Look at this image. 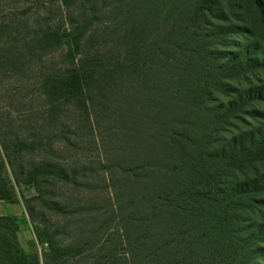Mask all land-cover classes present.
Wrapping results in <instances>:
<instances>
[{
    "label": "trees",
    "instance_id": "1",
    "mask_svg": "<svg viewBox=\"0 0 264 264\" xmlns=\"http://www.w3.org/2000/svg\"><path fill=\"white\" fill-rule=\"evenodd\" d=\"M257 27L264 0H0V204L40 247L0 216V264H260Z\"/></svg>",
    "mask_w": 264,
    "mask_h": 264
},
{
    "label": "rangeland",
    "instance_id": "2",
    "mask_svg": "<svg viewBox=\"0 0 264 264\" xmlns=\"http://www.w3.org/2000/svg\"><path fill=\"white\" fill-rule=\"evenodd\" d=\"M256 34L258 35V37L264 39V34L263 32L261 31V29L259 27H257L256 29ZM36 102H33V107L36 106ZM33 158H27L26 161H32ZM100 188H104L103 185H100ZM21 189V192H22V195L27 199V198H30L32 196H35L36 195V191L34 189H26L24 188L23 186L20 187ZM19 189V190H20ZM16 190V193L18 195V189L15 188ZM106 191V190H105ZM103 190V192H105ZM51 192L52 194H54L55 196H61V195H64V196H67L69 195V192L67 189H65L64 191V188H60L59 186H53L51 188ZM18 200H19V203H18V206H19V215H18V219H20V239H21V243L23 245V247L30 251V252H33V251H36L37 253H39V249L40 247L37 245L36 243V240H35V236L33 234V231H32V228H31V222H30V219H29V215L26 211V208H25V204H24V201L23 199H20L19 196H18ZM38 210V216L37 218L43 222H47L49 221V223L51 222V224H57L59 223V225L62 224V222H60L59 218H56L55 216L49 214L48 212L42 210V209H37ZM21 212V213H20ZM260 264H264V259H261L259 260Z\"/></svg>",
    "mask_w": 264,
    "mask_h": 264
},
{
    "label": "crops",
    "instance_id": "3",
    "mask_svg": "<svg viewBox=\"0 0 264 264\" xmlns=\"http://www.w3.org/2000/svg\"><path fill=\"white\" fill-rule=\"evenodd\" d=\"M18 211H19L18 205L0 204V216H15L18 218L19 215ZM19 239H20V232H19Z\"/></svg>",
    "mask_w": 264,
    "mask_h": 264
}]
</instances>
